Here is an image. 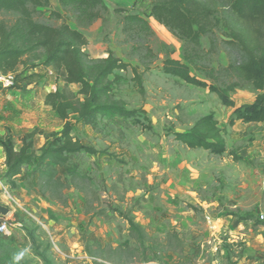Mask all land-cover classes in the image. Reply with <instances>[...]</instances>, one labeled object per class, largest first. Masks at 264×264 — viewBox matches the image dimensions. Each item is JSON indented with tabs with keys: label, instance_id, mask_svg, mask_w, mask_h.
<instances>
[{
	"label": "rangeland",
	"instance_id": "374dc122",
	"mask_svg": "<svg viewBox=\"0 0 264 264\" xmlns=\"http://www.w3.org/2000/svg\"><path fill=\"white\" fill-rule=\"evenodd\" d=\"M102 1L105 9L89 26L77 25L58 0H42L46 7L34 9V19L78 30L90 59L112 53L126 63V71L116 72L120 80L112 86L111 98L147 118L150 129L122 118L98 119L92 126L74 122L73 139L95 151L68 157V167L81 178L72 180L61 168L59 184H53L36 166H24L6 181L1 144L7 135L18 150L20 138L36 132L32 146L38 156L46 138L62 127L44 98L63 85L64 73L56 80L51 68H20L12 86L0 88V204L9 210L2 218L8 229L1 240L32 264L42 263L33 255L28 232L53 264H264V124L231 126L234 108L223 106L207 89L162 72L166 59L178 60L195 78L223 89L222 79L213 82L199 67L205 64L217 71L240 60L236 47L227 44L228 0L216 10L217 45L202 63L185 61L184 42L148 16L156 0ZM116 9L125 13L116 14ZM51 12L61 18H50ZM124 14L144 18L150 35L124 33ZM0 19L10 23L14 18ZM200 46L207 51L208 38H201ZM147 48L153 58H144ZM132 68L141 75L142 93ZM69 90L77 93L79 87ZM261 93L244 84L226 96L239 107ZM208 114L222 130V155L186 148L172 135ZM128 219L141 228L142 242L130 233Z\"/></svg>",
	"mask_w": 264,
	"mask_h": 264
},
{
	"label": "trees",
	"instance_id": "16d2710c",
	"mask_svg": "<svg viewBox=\"0 0 264 264\" xmlns=\"http://www.w3.org/2000/svg\"><path fill=\"white\" fill-rule=\"evenodd\" d=\"M223 0H156L148 10L159 25L174 37L184 42V60L188 63H202L216 48L213 29L219 21L215 13ZM60 9L73 16L79 26H89L100 18L99 11L105 9L102 0H58ZM46 7L42 0H0V16H11L13 21L0 19V73L15 75L37 68L54 71L56 80L61 73L63 85L47 93L44 105L54 112L61 121V130L46 138V142L35 156L32 139L36 132L20 138L21 146L16 150L12 138L7 135L2 142L5 172L3 178L12 181L24 166H36L39 175L49 183L59 184L58 169H64L72 179L81 178L74 168L68 167V157L80 154L94 155L95 151L73 139V123L92 126L98 119H131L143 129L149 130L150 123L135 110L126 109L111 98L112 86L120 77L116 72H124L126 63L107 53L105 58L90 59L84 52L85 37L66 23L53 27L34 19V9ZM224 27L230 39L227 44L236 47L240 60L228 64L220 70H213L202 64L199 69L213 82L224 81L223 89L207 84L191 75L187 65L178 60L166 59L162 72L182 81L186 85L207 89L214 93L220 103L234 108L232 126L243 124H264V0H228L225 4ZM116 14L125 10L116 9ZM50 18L60 19L58 12H51ZM123 32L150 35L148 22L139 15L124 14ZM209 40V49H201L200 40ZM152 57L147 48L144 58ZM134 81L142 93L141 75L132 68ZM112 78V79H110ZM244 84H250L257 95L252 103L235 107L227 92H233ZM78 86L77 93L69 90ZM174 140L189 149H201L212 155H222L226 151L222 130L212 114L199 118L187 131L172 132ZM251 220V218H247ZM130 233L142 242L144 234L132 220H127ZM261 223V222H259ZM33 255L42 264H53L40 250L33 234L27 233ZM0 264H32L20 250L0 238Z\"/></svg>",
	"mask_w": 264,
	"mask_h": 264
},
{
	"label": "built area",
	"instance_id": "2783aa9c",
	"mask_svg": "<svg viewBox=\"0 0 264 264\" xmlns=\"http://www.w3.org/2000/svg\"><path fill=\"white\" fill-rule=\"evenodd\" d=\"M14 76L13 75H3L0 73V88L6 89L12 86ZM2 168H4V165H2ZM261 220H264V216H260ZM8 229L7 223L0 219V234H4Z\"/></svg>",
	"mask_w": 264,
	"mask_h": 264
},
{
	"label": "water",
	"instance_id": "95a60500",
	"mask_svg": "<svg viewBox=\"0 0 264 264\" xmlns=\"http://www.w3.org/2000/svg\"><path fill=\"white\" fill-rule=\"evenodd\" d=\"M8 213H9L8 208L0 204V219L6 217Z\"/></svg>",
	"mask_w": 264,
	"mask_h": 264
}]
</instances>
